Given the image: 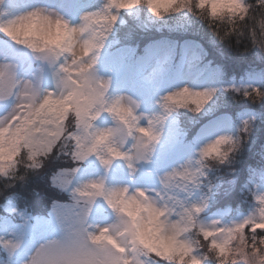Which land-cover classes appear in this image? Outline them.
<instances>
[{
	"label": "clouds",
	"instance_id": "1",
	"mask_svg": "<svg viewBox=\"0 0 264 264\" xmlns=\"http://www.w3.org/2000/svg\"><path fill=\"white\" fill-rule=\"evenodd\" d=\"M3 2L4 0H0V4ZM243 3L249 9H253V5L247 3V0H243ZM200 4L201 0H139V7L147 9V12L156 19L163 20L173 14L189 12L197 16L201 22L206 23L221 41H226L232 36L236 37L238 43L249 39L252 47L264 52V8H261L259 18L250 14L249 11L236 18L225 15L223 18L214 19L209 16L208 3H204L202 9ZM88 15L81 18L79 25L73 26L55 10L35 8L17 15L6 23H0L7 28L5 31L3 27H0V33H3L14 45L29 52L34 60L47 64L50 69H53L55 93H67L73 86L66 78L67 74L61 71L62 66L77 59L87 62L91 57H94L97 63L105 41L113 28L109 29L107 25L100 22V26L106 32L101 41L97 36L96 24L81 30L85 24L84 17ZM244 15L247 19L243 18ZM86 49H89L87 53ZM17 69L18 66L14 63H0V101L14 97L16 104L33 100L39 102L46 95L53 93L43 90L34 79L20 78ZM104 81L107 82L108 89V81ZM184 90H187L188 94L179 95ZM199 93L201 91H194L188 87L174 91L162 97L159 102L160 112L152 115L139 113V105L135 101L128 97H119L131 108L133 115L137 118L134 122L135 126L146 129L149 134L144 135L135 130L130 133L128 128L108 112L99 111L96 120L91 122V129L86 130L81 127L79 130L83 147L87 149L95 146L97 149L87 158L95 156L105 173L114 161H123L128 168L131 181L138 171V165L149 164L152 161L165 123L172 114L184 110L195 115L202 111L207 103L200 104ZM169 95L176 99L166 102L164 98ZM95 108L100 110L101 105L97 104ZM104 113L112 117L114 126L95 127V121ZM76 131L75 119L69 118L66 132L71 134ZM89 132H92V135H89ZM99 134L106 135L97 142ZM64 143L67 144L65 151L71 152L72 142L65 139ZM108 146L119 150L129 158H111L107 152ZM240 146L239 137L234 139L229 135L218 136L207 142L199 150L195 159H189L178 167L157 173L155 175L157 188L134 187L131 183L110 187L106 182V176L80 183L70 193L71 205L64 212L56 215L60 234L43 242L29 258L27 264H122L125 255L136 257L142 264H156L155 257L150 253V248L154 245L151 238L146 235L145 229L150 214L153 210L163 211L164 215L159 217V222L152 231L160 229V235L171 234L174 231L173 224L179 221L184 208L195 205H189L181 200L179 194L189 193L193 188H199L202 183L201 178L207 179L206 172L219 170L221 166L234 162ZM206 150L207 155H205ZM105 159L110 160V163L105 165L103 163ZM17 165L19 167L7 178H15L17 172L21 170L27 172L31 169L27 153L17 159ZM73 175L66 177L67 186L72 184ZM93 185L99 187H93ZM109 199L114 201L115 206L108 203ZM97 201H103L115 219L107 226H97L92 229L88 221ZM100 233H104L106 238L95 241L93 237ZM185 236L194 242L199 239L195 231L185 233ZM230 247L231 264H259V261L264 259V248L260 249L258 257L250 247L246 248L239 234L232 240ZM204 254L207 256V264H217L214 254L208 252L206 246ZM129 264L133 262L130 261Z\"/></svg>",
	"mask_w": 264,
	"mask_h": 264
},
{
	"label": "rangeland",
	"instance_id": "2",
	"mask_svg": "<svg viewBox=\"0 0 264 264\" xmlns=\"http://www.w3.org/2000/svg\"><path fill=\"white\" fill-rule=\"evenodd\" d=\"M106 3L107 0H4L3 4H0V13H3L0 23H6L17 15L35 8H46L55 10L75 26L81 23L84 15L101 11ZM1 35L0 63L16 64L20 78L34 79L43 90L55 93L53 69L47 64L34 60L29 52L14 45L3 33ZM108 44L107 38L94 71L99 79L108 81L106 98L109 101L128 97L139 105V113L152 115L160 112L159 102L162 97L181 88L207 91L212 95L217 90L214 69H206L197 64L201 58V48L196 43L187 42L179 47L178 64L173 68L168 63L176 55L175 49L166 42L149 44L143 54H137L130 47H122L109 52L106 56L108 51L105 48H108ZM262 85V78L255 75L240 87L244 92H252L253 89L260 90ZM15 106L14 97L0 101V119L12 113ZM250 121L249 115L242 114L233 119L223 116L214 117L199 127L194 140L188 141L172 114L165 123L152 161L149 164L138 165V171L131 181L128 168L123 161H114L105 173L96 157L91 156L81 161L82 166L72 169L75 170L72 184L66 189L71 193L80 183L101 176H106V182L110 187L131 183L134 187L157 188L158 184L155 180L157 173L178 167L189 159H195L207 142L220 135L233 137L244 132L245 124L248 125ZM94 126L112 127L114 121L108 113H104L95 121ZM63 171V169L57 171L53 178ZM256 174L250 176L247 195L241 197L245 205L242 207H232L236 178L231 180V187L225 184L222 187L220 184L210 186L209 179L201 178L202 183L199 188H193L189 193H180L179 198L189 205L203 206V210L195 219L204 228L211 229L213 226L232 228L253 216L259 207L258 199L264 197V171L259 175ZM64 190L65 188L60 187L58 192H55V200ZM16 193V190H13L0 204V209L6 211L5 216L0 220V241H11L15 245L11 249H5L0 245V264H27L43 242L60 234L56 215L64 212L72 203L71 200L68 204L52 205V209L47 212L51 203L42 208L40 198L33 194L28 198L30 204L23 199L17 203ZM248 198L250 203L246 202ZM61 202L62 200L59 201ZM244 207L246 208L243 210ZM114 219L107 205L103 201H97L88 223L92 229H95L97 226L103 227L113 223Z\"/></svg>",
	"mask_w": 264,
	"mask_h": 264
},
{
	"label": "snow or ice",
	"instance_id": "3",
	"mask_svg": "<svg viewBox=\"0 0 264 264\" xmlns=\"http://www.w3.org/2000/svg\"><path fill=\"white\" fill-rule=\"evenodd\" d=\"M204 3H208L209 16L214 19L223 18L225 15L236 18L251 10L244 5L243 0H201V9ZM138 5L139 0H108L100 12L90 13L84 17L85 24L81 30L96 24L98 26L97 36L102 41L106 32L100 26V22L111 29L117 22L118 13L121 10H131ZM258 5L260 9L264 8V0H258ZM243 18L247 19V16L244 15ZM0 27L7 31L3 24H0ZM88 50L86 49L85 52L87 53ZM95 63V58L91 57L87 62L77 59L70 64H65L61 71L67 74L66 78L73 86L70 92L51 93L39 102L22 101L16 104L12 113L0 119V177H7L15 170L18 167L17 158L24 153H27L31 169L42 167L41 158L51 155L57 148L64 155H70L74 161L86 159L97 149L95 146L87 149L83 147L79 130L81 127L86 130L91 129V122L96 120L99 111L108 112L128 128L130 133L135 130L144 135L149 134L146 129L135 126L134 122L137 118L133 115L131 108L123 103L122 98L112 101L106 98L107 82L95 76L93 67ZM187 94V90L179 93L181 96ZM244 95L254 102L264 97V93H260L257 89H253L252 92L245 91ZM211 96V92L199 93L200 104L208 103ZM164 99L166 102H172L176 97L169 95ZM97 104L101 105L100 110H96ZM69 118L75 119L77 128V131L71 134L66 132ZM245 131H247V123ZM89 135H92V132H89ZM105 135L99 134L97 142ZM65 139L72 142L71 152L65 151L67 148V144L64 143ZM107 152L111 158H129L110 146L107 147ZM207 154L206 150L205 155ZM103 163L107 165L110 160L105 159ZM74 172L75 170H64L53 178V185L66 188V177ZM93 187L99 186L93 185ZM108 203L115 206L112 199H109ZM258 204L259 207L253 216L227 229L215 226L208 229L201 226L195 217L203 210L202 205L184 208L179 221L173 224L174 231L169 235H160V229L152 231L158 224L159 217L164 215L163 211L153 210L145 224L146 235L151 238L154 245L150 248V253L155 257L156 264H207V256L204 254L206 246L207 251L214 254L217 264H231L230 245L239 234L246 248L250 247L259 257L260 249L264 248V197L258 199ZM191 231H195L199 237L195 242L185 236V233ZM105 238L104 233L93 237L95 241ZM0 245L5 249L15 247L11 241H0ZM130 261L133 264H142L136 257L127 255L122 260V264H129ZM259 264H264V259H261Z\"/></svg>",
	"mask_w": 264,
	"mask_h": 264
},
{
	"label": "trees",
	"instance_id": "4",
	"mask_svg": "<svg viewBox=\"0 0 264 264\" xmlns=\"http://www.w3.org/2000/svg\"><path fill=\"white\" fill-rule=\"evenodd\" d=\"M247 3L253 5L250 14L259 18L261 9L258 0H247ZM108 42V48H105L108 51L106 56L109 52L122 47H130L137 54H143L149 44L166 42L175 49L176 55L168 63L172 68L178 63L179 47L184 43H196L201 48V58L197 64L206 69H214L217 90L199 114L194 115L181 110L173 116L188 141H192L199 127L214 117L228 114L232 115V118H237L245 111L253 113L247 131L244 128V132L232 137L234 139L239 137L241 141L234 162L221 166L219 170L208 171L206 175L211 182L210 186L220 184L222 187L225 184L231 187L232 181L236 178L232 207L245 206L241 197L247 195L250 176L256 173L259 175L264 171V97L254 102L245 97L244 90L240 86L251 77L258 75L263 80L259 92L264 93V52L252 47L249 39L238 43L236 37L232 36L226 41H221L206 23L189 12L173 14L159 20L139 5L134 9L121 10L118 13L117 22L108 36ZM41 162L42 167L28 169L27 172L21 170L17 172L15 178L0 177V204L13 190L17 192V203L23 199L30 204L28 198L32 194L40 198L42 208L51 203L47 212L55 204L71 202L70 190L66 188L55 200V192H58L60 187L53 185L52 178L61 169L72 170L82 166L81 161H74L70 155L61 154L57 148L51 155L41 158ZM246 202L250 203V199L248 198ZM5 214L6 211L0 209V220Z\"/></svg>",
	"mask_w": 264,
	"mask_h": 264
}]
</instances>
